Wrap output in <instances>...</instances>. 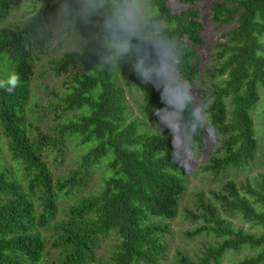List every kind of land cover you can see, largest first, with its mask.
<instances>
[{
	"label": "trees",
	"instance_id": "16d2710c",
	"mask_svg": "<svg viewBox=\"0 0 264 264\" xmlns=\"http://www.w3.org/2000/svg\"><path fill=\"white\" fill-rule=\"evenodd\" d=\"M24 0H0V22ZM39 4L21 25L0 28V140L21 177L0 158V264H163L168 249V221L178 212L185 192L182 156L170 138L143 131L163 126L168 109L174 125L188 135L185 147L199 152L206 131L189 96L172 79L193 86L200 73L202 25L191 8L173 12L167 0H151L157 12L140 29L127 20L135 0H29ZM194 5L199 0H178ZM62 17L87 38L83 50L52 59L56 76H65L60 115H68L51 136L32 126L26 115L35 64L54 39V22ZM211 21L234 26L218 45L215 65L198 89L203 115L221 136L216 154L203 167L215 175L243 169L257 151L250 110L264 88V0H218ZM107 46H104V44ZM89 49H98L100 56ZM182 61V63H181ZM141 95L142 119L129 118L117 80ZM17 76L13 87L9 81ZM11 89V91H9ZM59 115V116H60ZM66 140L83 148L78 166L55 177L46 154L63 157ZM95 171L99 189L83 195ZM72 200L67 207L59 201ZM186 219L198 226L185 235L213 237L195 259L177 252L175 264H221L229 253L251 254L234 264H264V173L235 182L226 180L208 196H196L195 212ZM233 219L249 224L235 226ZM259 229L260 232H251ZM113 236L108 259L97 257L101 242ZM48 248L56 252L46 259Z\"/></svg>",
	"mask_w": 264,
	"mask_h": 264
},
{
	"label": "rangeland",
	"instance_id": "374dc122",
	"mask_svg": "<svg viewBox=\"0 0 264 264\" xmlns=\"http://www.w3.org/2000/svg\"><path fill=\"white\" fill-rule=\"evenodd\" d=\"M218 0H199L194 5H185L178 0H167V5L173 12H182L188 9H195L198 12L199 21L202 25V38L204 41L201 47L200 54L202 56L200 73L197 81L193 86H188L174 75H170L176 81L182 90L189 96L193 103V108L201 119L203 127L206 131L205 146L199 152L196 150L188 151L185 147V142L188 135L182 129H177L174 125V118L172 112L168 109L165 122L163 126L157 124H146L142 126L143 131L156 133L166 136L171 139L173 145L182 156V176L185 180V192L180 199L178 212L176 217L168 221L171 233L166 235L168 249L163 264H175L177 252H182L187 256L195 259L201 250L213 241V237L201 235L189 239L186 233L192 231L198 226L197 223L186 219L185 211L195 212L196 196L200 193L208 196L211 190H218L226 180H233L239 182L245 178H251L258 173H264V88L259 89V100L250 110V115L254 123L255 137L257 140V151L254 162L251 165L245 166L243 169H229L227 173L215 175L211 172L205 171L203 167L208 163L209 158L216 154L219 147L221 136L213 129L203 115V109L199 95L197 93L199 87L209 80L206 71L215 65V55L218 52V45L225 42L224 35L234 24L218 25L211 21V4ZM101 8L106 14L117 16V11H112L110 6L104 0H99ZM39 4H32L29 0H24L19 9L13 10L8 17L0 22V28L9 26H21L37 9ZM127 12V20L132 23L133 28L138 30L148 17L155 16L156 10L151 7V0H135L129 6ZM118 17V16H117ZM119 19V17H118ZM119 22L124 25V21L119 19ZM54 39L52 43L45 49V54L40 56V60L35 64V71L31 81V98L26 108V115L32 126L38 127L39 131L44 134L54 136L58 133L59 127L70 116H61L58 105L59 100L65 92L64 78L65 76H56L52 70V59L60 56L63 52L68 50H83L86 48L87 38L95 37L94 34L86 33V37L77 34L73 27L64 20L61 16L54 22L53 25ZM259 42L262 45V55L264 56V35L259 37ZM104 46H107L105 43ZM93 54L100 56L98 49H89ZM100 52V53H99ZM5 70V65L0 61V72ZM117 80L125 95L127 105L129 107V118L142 119L138 106L141 101V95L133 87L127 86L125 80L117 75ZM60 115V116H59ZM6 141L0 140V158L4 166L12 169L16 176L21 177L19 165L11 160V156L5 146ZM83 154V148L80 147L76 140H66L65 153L63 157L54 159V151L49 150L46 154L48 167L53 171L55 177L66 176L67 173L78 166V160ZM101 173L95 171L91 180L88 183L87 190L83 195L94 193L99 189L98 180ZM72 204V200L62 198L58 205L60 207H67ZM235 226L242 227L244 230L249 229V224L233 219ZM251 232H260L259 229H251ZM115 238L109 237L107 240L100 243L97 249V257L108 259L109 254L113 251V244ZM48 248L46 259L54 260L57 256L56 252ZM251 254L248 249L242 250L240 253H229L221 262V264H234L241 260L244 256Z\"/></svg>",
	"mask_w": 264,
	"mask_h": 264
},
{
	"label": "clouds",
	"instance_id": "9594fccd",
	"mask_svg": "<svg viewBox=\"0 0 264 264\" xmlns=\"http://www.w3.org/2000/svg\"><path fill=\"white\" fill-rule=\"evenodd\" d=\"M181 63H182V61H181ZM18 77L17 76H13L11 79H10V81H9V83L13 86V87H15L16 86V84H17V82H18ZM9 91H11V89H9Z\"/></svg>",
	"mask_w": 264,
	"mask_h": 264
}]
</instances>
